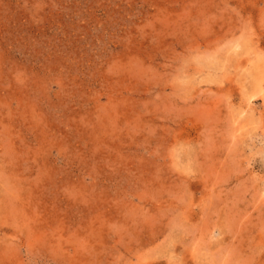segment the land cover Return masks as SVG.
<instances>
[{
  "label": "rangeland",
  "instance_id": "374dc122",
  "mask_svg": "<svg viewBox=\"0 0 264 264\" xmlns=\"http://www.w3.org/2000/svg\"><path fill=\"white\" fill-rule=\"evenodd\" d=\"M0 264H264V0H0Z\"/></svg>",
  "mask_w": 264,
  "mask_h": 264
}]
</instances>
